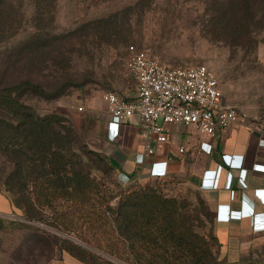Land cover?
<instances>
[{"label":"rangeland","instance_id":"374dc122","mask_svg":"<svg viewBox=\"0 0 264 264\" xmlns=\"http://www.w3.org/2000/svg\"><path fill=\"white\" fill-rule=\"evenodd\" d=\"M210 9L206 0H0V83L40 84L47 95L27 92L20 100L39 115L63 114L87 149L114 157L112 170L93 172L114 194L131 185L117 153L132 144L128 138L109 140V111L102 95L111 91L126 100L134 98L135 82L125 70L128 46L172 67L205 65L218 81L223 103L236 110L238 123L264 121V33L257 30L256 45L243 47L231 37L213 36ZM32 45L36 47L30 49ZM136 142L142 147L138 136ZM10 168L0 156V203L5 205L9 200L2 182ZM143 169L144 164L140 174ZM147 181H157L165 195L186 201L192 213L200 211L194 188L169 178L143 177L138 183ZM203 206L207 218L200 216L204 224L195 223V231L204 235L212 230V214ZM0 219V264H82L17 223L72 238L24 221L17 209L0 213ZM248 258V264H264V249Z\"/></svg>","mask_w":264,"mask_h":264},{"label":"trees","instance_id":"16d2710c","mask_svg":"<svg viewBox=\"0 0 264 264\" xmlns=\"http://www.w3.org/2000/svg\"><path fill=\"white\" fill-rule=\"evenodd\" d=\"M206 2L213 36L231 37L240 47L256 45L253 33H264V0ZM27 92L47 95L31 80L0 83V156L11 166L2 186L24 221L73 241L17 223L35 231V238L82 264L249 263L250 258L219 260L212 230L195 231V223L203 227L200 216L207 218L201 200L200 211L192 213L157 181L134 182L112 194L93 172L112 170L114 161L87 149L63 114L35 113L20 100Z\"/></svg>","mask_w":264,"mask_h":264},{"label":"crops","instance_id":"0c3cea01","mask_svg":"<svg viewBox=\"0 0 264 264\" xmlns=\"http://www.w3.org/2000/svg\"><path fill=\"white\" fill-rule=\"evenodd\" d=\"M108 121L109 118L107 132ZM167 128V143L152 157L145 156L142 147L136 144V137L141 139V124L137 118L121 128L117 142L128 138L132 144L117 153L126 181L132 184L143 177L154 179L149 176L150 164L166 161L164 178L194 188L211 212L219 260L235 262L264 249V229L254 228L256 218L264 220V121L237 123L213 138L199 134L192 126L168 125ZM179 147L183 148L182 153L178 152ZM225 157L229 158V163ZM142 164L144 171L140 174ZM212 171H215V189H203L202 175ZM242 171H246L244 183L240 180ZM220 206L228 209L227 221L217 219ZM9 209L8 203H0V213Z\"/></svg>","mask_w":264,"mask_h":264},{"label":"built area","instance_id":"2783aa9c","mask_svg":"<svg viewBox=\"0 0 264 264\" xmlns=\"http://www.w3.org/2000/svg\"><path fill=\"white\" fill-rule=\"evenodd\" d=\"M125 70L135 82L134 98L126 100L111 91L102 95L109 111L107 126L111 141L118 138L131 118H137L143 154L152 157L167 143L168 125L192 126L199 134L213 138L238 123L236 110L223 103L214 73L203 64L172 67L145 50L128 46ZM204 151L208 153L209 149ZM178 152L182 153L183 148L179 147ZM225 161L229 163V158L225 157ZM166 163L152 162L149 176L166 177ZM245 175L246 171H242V183ZM201 186L215 189V171L203 173ZM217 212V219L228 220L227 208L220 206ZM254 221L256 230L264 229L262 217Z\"/></svg>","mask_w":264,"mask_h":264}]
</instances>
